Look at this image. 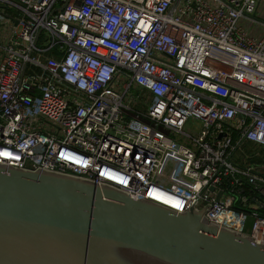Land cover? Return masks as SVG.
Returning <instances> with one entry per match:
<instances>
[{
	"label": "built area",
	"instance_id": "obj_1",
	"mask_svg": "<svg viewBox=\"0 0 264 264\" xmlns=\"http://www.w3.org/2000/svg\"><path fill=\"white\" fill-rule=\"evenodd\" d=\"M262 12L264 0H0V163L180 213L207 206L264 247Z\"/></svg>",
	"mask_w": 264,
	"mask_h": 264
},
{
	"label": "water",
	"instance_id": "obj_2",
	"mask_svg": "<svg viewBox=\"0 0 264 264\" xmlns=\"http://www.w3.org/2000/svg\"><path fill=\"white\" fill-rule=\"evenodd\" d=\"M206 211L0 163V264H264L261 244Z\"/></svg>",
	"mask_w": 264,
	"mask_h": 264
},
{
	"label": "rangeland",
	"instance_id": "obj_3",
	"mask_svg": "<svg viewBox=\"0 0 264 264\" xmlns=\"http://www.w3.org/2000/svg\"><path fill=\"white\" fill-rule=\"evenodd\" d=\"M259 19H261V20H264V14H263V12L261 13V14H259L258 16H257ZM134 89H135V86L133 87V89L132 90H130V92H129V94L124 98V101L125 102H129V100H130V97L131 96H134L137 92L135 91L134 92ZM193 128V129H196V127H195V123L194 122H190L189 124H188V128Z\"/></svg>",
	"mask_w": 264,
	"mask_h": 264
},
{
	"label": "crops",
	"instance_id": "obj_4",
	"mask_svg": "<svg viewBox=\"0 0 264 264\" xmlns=\"http://www.w3.org/2000/svg\"><path fill=\"white\" fill-rule=\"evenodd\" d=\"M1 6H4V7H6L7 9H8V11H9V8L7 7V6H5V5H1ZM4 40H6V37L5 36H3V35H0V44H3L4 43ZM1 53H2V51H1V48H0V55H1ZM133 89V88H132ZM131 89V90H132ZM137 92V89L135 88L134 89V92ZM151 100H153V97H151Z\"/></svg>",
	"mask_w": 264,
	"mask_h": 264
}]
</instances>
